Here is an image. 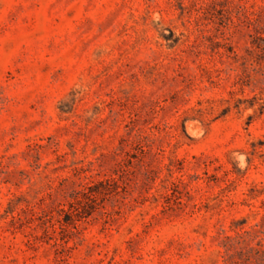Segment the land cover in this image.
I'll return each instance as SVG.
<instances>
[{"label":"rangeland","instance_id":"374dc122","mask_svg":"<svg viewBox=\"0 0 264 264\" xmlns=\"http://www.w3.org/2000/svg\"><path fill=\"white\" fill-rule=\"evenodd\" d=\"M0 264H264V0H0Z\"/></svg>","mask_w":264,"mask_h":264}]
</instances>
